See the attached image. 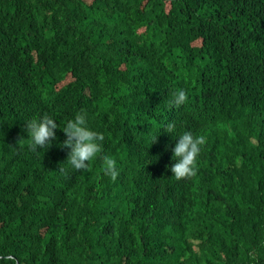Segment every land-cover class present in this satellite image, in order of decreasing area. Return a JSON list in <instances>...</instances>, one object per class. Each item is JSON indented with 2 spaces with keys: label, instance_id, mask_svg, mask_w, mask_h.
<instances>
[{
  "label": "trees",
  "instance_id": "1",
  "mask_svg": "<svg viewBox=\"0 0 264 264\" xmlns=\"http://www.w3.org/2000/svg\"><path fill=\"white\" fill-rule=\"evenodd\" d=\"M81 112L104 135L87 172L62 147ZM43 115L56 139L33 152ZM184 126L206 137L203 175L176 198ZM16 263L264 264V0H0V264Z\"/></svg>",
  "mask_w": 264,
  "mask_h": 264
},
{
  "label": "clouds",
  "instance_id": "2",
  "mask_svg": "<svg viewBox=\"0 0 264 264\" xmlns=\"http://www.w3.org/2000/svg\"><path fill=\"white\" fill-rule=\"evenodd\" d=\"M188 100L187 92L177 89L172 93L170 106L180 107ZM187 131L177 136L173 143L166 146V163L175 177L176 198H178L187 187L200 179L203 175L202 164L197 161L201 147L206 143L204 135H193L187 126ZM58 124L55 120L43 115L39 120H32L27 123L28 147L36 152L38 149H47L51 146V141L56 139L55 130ZM175 122H169L164 130L167 133H175ZM66 136L62 147L70 149L67 154V162L76 171L87 172L88 162L93 160L102 152V142L104 135L91 130L87 126L86 113H78L74 119L68 120L62 129ZM157 136L152 138L151 143H155ZM23 139L18 142H22ZM164 157V153H162ZM116 160L110 156L103 157V172L113 182L118 178L119 171L116 167ZM167 167V166H166Z\"/></svg>",
  "mask_w": 264,
  "mask_h": 264
},
{
  "label": "water",
  "instance_id": "3",
  "mask_svg": "<svg viewBox=\"0 0 264 264\" xmlns=\"http://www.w3.org/2000/svg\"><path fill=\"white\" fill-rule=\"evenodd\" d=\"M17 264V263H16Z\"/></svg>",
  "mask_w": 264,
  "mask_h": 264
}]
</instances>
